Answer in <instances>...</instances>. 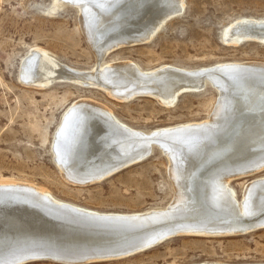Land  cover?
<instances>
[{"label":"bare ground","instance_id":"obj_1","mask_svg":"<svg viewBox=\"0 0 264 264\" xmlns=\"http://www.w3.org/2000/svg\"><path fill=\"white\" fill-rule=\"evenodd\" d=\"M69 1L79 7L96 65L90 71L75 69L34 47L20 66L25 82L42 87L67 80L104 89L119 101L143 95L170 106L180 93L209 83L217 101L205 120L150 131L130 127L92 99L73 101L51 146L63 176L82 185L99 181L146 158L156 146L169 161L173 201L162 210L101 212L29 182L0 178V264L43 257L83 263L114 259L176 234L238 235L264 228V175H252L264 168V62L229 61L197 69L163 64L146 70L129 60L101 65L112 50L149 41L185 2ZM222 39L230 45L264 43V18L236 19L224 28ZM248 176L237 198L230 181Z\"/></svg>","mask_w":264,"mask_h":264},{"label":"rangeland","instance_id":"obj_2","mask_svg":"<svg viewBox=\"0 0 264 264\" xmlns=\"http://www.w3.org/2000/svg\"><path fill=\"white\" fill-rule=\"evenodd\" d=\"M184 2L181 13L164 22L149 41L120 46L101 65L129 60L146 70L163 64L197 69L229 61L264 62V43L230 45L222 39L224 28L236 19L264 18V0ZM76 5L69 0H0V178L29 182L58 199L101 212L166 209L175 191L169 161L158 147L139 162L82 185L67 180L57 167L53 133L65 109L78 98L99 102L130 127L150 131L207 119L217 91L207 83L201 90L180 93L170 106L143 95L119 101L104 89L67 80L42 87L25 82L20 66L34 47L75 69L90 71L96 65ZM252 175H264V168ZM249 178L230 181L237 198ZM177 235L121 258L83 263L43 257L17 264L264 263V228L238 235Z\"/></svg>","mask_w":264,"mask_h":264}]
</instances>
